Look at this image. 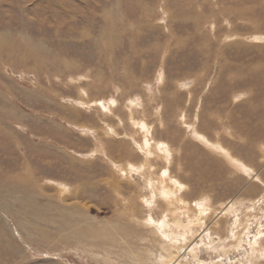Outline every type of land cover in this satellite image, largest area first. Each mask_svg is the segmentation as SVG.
<instances>
[{
    "label": "rangeland",
    "instance_id": "obj_1",
    "mask_svg": "<svg viewBox=\"0 0 264 264\" xmlns=\"http://www.w3.org/2000/svg\"><path fill=\"white\" fill-rule=\"evenodd\" d=\"M0 264H264V0H0Z\"/></svg>",
    "mask_w": 264,
    "mask_h": 264
},
{
    "label": "bare ground",
    "instance_id": "obj_2",
    "mask_svg": "<svg viewBox=\"0 0 264 264\" xmlns=\"http://www.w3.org/2000/svg\"><path fill=\"white\" fill-rule=\"evenodd\" d=\"M148 142H149V141H148ZM161 147H162V146H161ZM150 150H152V149H150ZM148 151H149V150H148ZM135 169H136V168H135ZM139 177H140V175H139ZM145 181H146V180H145ZM202 209H203V208H202ZM202 209H201V210H202ZM204 212H205V211H204Z\"/></svg>",
    "mask_w": 264,
    "mask_h": 264
}]
</instances>
